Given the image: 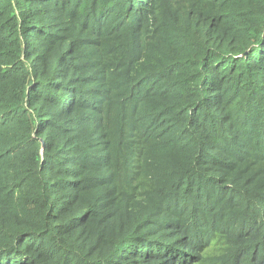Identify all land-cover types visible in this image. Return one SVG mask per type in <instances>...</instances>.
<instances>
[{
    "label": "trees",
    "instance_id": "obj_1",
    "mask_svg": "<svg viewBox=\"0 0 264 264\" xmlns=\"http://www.w3.org/2000/svg\"><path fill=\"white\" fill-rule=\"evenodd\" d=\"M0 264H264V0H0Z\"/></svg>",
    "mask_w": 264,
    "mask_h": 264
},
{
    "label": "rangeland",
    "instance_id": "obj_2",
    "mask_svg": "<svg viewBox=\"0 0 264 264\" xmlns=\"http://www.w3.org/2000/svg\"><path fill=\"white\" fill-rule=\"evenodd\" d=\"M213 248H215V247H213Z\"/></svg>",
    "mask_w": 264,
    "mask_h": 264
}]
</instances>
